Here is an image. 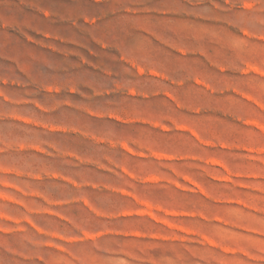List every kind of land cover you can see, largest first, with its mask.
<instances>
[{"label": "rangeland", "instance_id": "374dc122", "mask_svg": "<svg viewBox=\"0 0 264 264\" xmlns=\"http://www.w3.org/2000/svg\"><path fill=\"white\" fill-rule=\"evenodd\" d=\"M0 264H264V0H0Z\"/></svg>", "mask_w": 264, "mask_h": 264}]
</instances>
